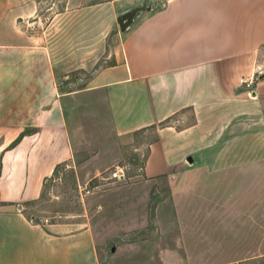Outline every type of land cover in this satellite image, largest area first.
<instances>
[{
	"label": "crops",
	"instance_id": "obj_1",
	"mask_svg": "<svg viewBox=\"0 0 264 264\" xmlns=\"http://www.w3.org/2000/svg\"><path fill=\"white\" fill-rule=\"evenodd\" d=\"M35 8L0 0V264H100L85 217L24 211L58 169L109 140L156 127L142 169L149 179L264 166V0L90 6L69 23L90 44L135 14L117 25L112 63L65 85L55 50L24 25Z\"/></svg>",
	"mask_w": 264,
	"mask_h": 264
},
{
	"label": "rangeland",
	"instance_id": "obj_2",
	"mask_svg": "<svg viewBox=\"0 0 264 264\" xmlns=\"http://www.w3.org/2000/svg\"><path fill=\"white\" fill-rule=\"evenodd\" d=\"M108 1L36 0L24 25L55 50L66 76L61 85L85 81L112 63L117 22L92 44L84 30L69 27L84 21L86 8ZM155 130L77 157L76 167L58 169L24 212L35 220L85 217L101 243L100 264H264V166L149 179L142 169ZM96 168L101 171L92 173Z\"/></svg>",
	"mask_w": 264,
	"mask_h": 264
},
{
	"label": "water",
	"instance_id": "obj_3",
	"mask_svg": "<svg viewBox=\"0 0 264 264\" xmlns=\"http://www.w3.org/2000/svg\"><path fill=\"white\" fill-rule=\"evenodd\" d=\"M134 14H135V11H132L131 14L126 18L125 21L122 20L121 18L117 19V23L119 25L120 30H124V28L131 22Z\"/></svg>",
	"mask_w": 264,
	"mask_h": 264
},
{
	"label": "built area",
	"instance_id": "obj_4",
	"mask_svg": "<svg viewBox=\"0 0 264 264\" xmlns=\"http://www.w3.org/2000/svg\"><path fill=\"white\" fill-rule=\"evenodd\" d=\"M241 84H244L245 85V87H247V88H249L250 87V85H251V83L250 82H247V81H241Z\"/></svg>",
	"mask_w": 264,
	"mask_h": 264
},
{
	"label": "trees",
	"instance_id": "obj_5",
	"mask_svg": "<svg viewBox=\"0 0 264 264\" xmlns=\"http://www.w3.org/2000/svg\"><path fill=\"white\" fill-rule=\"evenodd\" d=\"M16 142H17V140H16ZM16 142H15V143H16ZM15 143H14V144H15ZM54 174H55V173H54Z\"/></svg>",
	"mask_w": 264,
	"mask_h": 264
}]
</instances>
